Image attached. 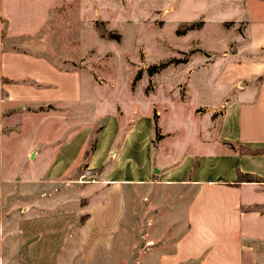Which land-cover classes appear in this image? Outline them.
Listing matches in <instances>:
<instances>
[{"label":"crops","instance_id":"crops-1","mask_svg":"<svg viewBox=\"0 0 264 264\" xmlns=\"http://www.w3.org/2000/svg\"><path fill=\"white\" fill-rule=\"evenodd\" d=\"M65 1L0 0V264H72L67 255L77 252V264H84V240H99L91 224L106 215L111 225L118 222L114 202L125 201L122 187L153 184L170 197L189 190L179 204L183 217L172 216L184 229L141 233L149 243L138 250L136 264H264V8L224 17L232 11L224 5L228 0H220L224 11L217 23L232 32L219 45L222 69L192 80L188 70L183 87H164L167 101L181 106L190 122L187 140L176 138L180 132L167 108L157 107L153 89L139 92L149 106L138 114L130 87L119 102L100 92L84 67L60 66L33 43H21L43 39ZM93 1L75 0L77 11L95 15ZM202 14L188 21L199 20L200 28ZM111 103L120 111L108 112ZM86 106L90 121H101L85 174L102 168L85 185L51 184L69 171L86 141L89 126L68 134L77 124L82 128ZM45 154L40 172L19 176L20 166ZM243 174L258 179L243 181ZM80 198H87L85 207ZM113 232L100 238L114 239ZM151 240L170 241L152 246Z\"/></svg>","mask_w":264,"mask_h":264},{"label":"rangeland","instance_id":"rangeland-1","mask_svg":"<svg viewBox=\"0 0 264 264\" xmlns=\"http://www.w3.org/2000/svg\"><path fill=\"white\" fill-rule=\"evenodd\" d=\"M219 1L95 0L93 2L97 12L92 15L77 11L75 0H66L58 10V14L53 15L48 26L44 27L43 39L38 36L34 39L22 40L21 43H33L36 50L45 51L60 66L80 65L84 67L91 72L94 81L99 83L100 92L105 93L110 98L117 99L119 102L124 99L125 91L130 87L132 97L137 103L138 114H147L149 106L148 100L140 99L139 92L153 89L154 94L151 97L157 103V107L165 106L167 108L175 123L173 128H177L180 132L176 138L188 140L190 122L183 114L181 106L167 101V96L163 95L162 92L165 86L172 85L171 89L183 87L188 70H190L189 73L193 71V75L190 77L192 80V76L197 74H206L210 77L217 76L222 69L221 63L224 62V59L218 56L219 45L226 38H230L232 32L221 28L220 24L217 23L218 17L223 15L221 11H224ZM228 1L224 5L231 7L230 11L232 12H226L224 17L235 14L242 15L244 11L253 13L255 10L264 8V1ZM84 8L89 9L90 7L83 5L82 9ZM88 9H86L87 12H89ZM200 13H203L202 19L204 20L200 28L197 27V29L189 32H187L189 29L182 33L176 32V29L181 28L180 23L200 18L198 16ZM91 26L95 28V30L93 29L95 34L90 33L88 28ZM98 26L117 33L119 38L116 40L102 36ZM191 53L194 54L186 62ZM70 54L71 56H69ZM170 57L185 58V61L169 62L156 71L149 72L148 66L150 64L158 63ZM212 59L214 60L210 63ZM199 89H204V87L201 86ZM198 97L199 95H193L190 98L197 100ZM192 99H189L191 103ZM203 100L202 98L199 99V101ZM83 109L84 115H88V117H86L82 128H80L82 124H77L72 129L69 128L68 134L73 130L78 131L89 126L88 136L69 171L60 177V181L51 182V184L55 183L56 186L71 181H79L78 183L85 185L102 168V166H96L92 173L85 174L88 152L96 138L101 120L90 121L91 108L86 106ZM107 110L108 112L111 110L120 111V108L115 106V103H111ZM167 117L168 115L165 122H168ZM153 135L155 139L157 133L155 132ZM45 156L46 154L44 157L38 158L32 165L20 166L19 176H28L32 172H40L46 160ZM24 160L26 161V159ZM44 185L47 184H42V186ZM152 186L148 188L145 185H135L131 190L127 189L126 186L122 187L125 201H120V204L114 202L115 211L113 208L117 214L116 220L118 222L111 225V217L104 214L105 217H100L99 220L91 224L93 231L97 229L99 240H95L93 243L88 237L87 240H84V264H124L126 260L129 262L128 264H136L139 258L138 250L148 247L147 244L149 243L140 236L141 233H154L161 230L176 233L184 229L182 221L178 224L180 218L172 220L174 218L172 216L183 217V212L179 210V204L186 203L190 194L189 190L179 189L180 191L174 192L173 196L170 197L168 193H164L166 191H163L161 186L160 188L154 187V184ZM40 187L37 186L36 189ZM124 189H126L125 192ZM161 195L165 196L161 202L156 201L157 197L159 198ZM78 202L79 205L85 207L87 198H80ZM106 203L107 201L99 206L102 212V209L108 206ZM95 204L98 206V202ZM93 207L96 208L94 205ZM86 216L84 213L78 217L80 221H85ZM209 226L211 231H219V227L216 228L217 224L212 223ZM111 230L116 235L114 239L102 240L100 238L105 235V232ZM169 241L151 240L150 243L153 242L152 246H155ZM77 254L67 255L72 264L79 263Z\"/></svg>","mask_w":264,"mask_h":264},{"label":"trees","instance_id":"trees-1","mask_svg":"<svg viewBox=\"0 0 264 264\" xmlns=\"http://www.w3.org/2000/svg\"><path fill=\"white\" fill-rule=\"evenodd\" d=\"M97 24H99V23L97 22ZM200 24H201V22L199 20L185 21V22H182L179 24L181 26V28L176 29V32L182 33L187 29L197 28L200 26ZM97 28H98V30L102 36H106L108 38H114L116 40L119 38V35L117 33H113L109 30H106L102 26H100V27L98 26ZM181 61L182 62L185 61V58L170 57V58L163 60V61H160L158 63L150 64L148 66V70H149V72L156 71L158 68L165 66L169 62L176 63V62H181ZM262 75L264 76V71H263ZM247 152L256 153L257 151L256 150H247ZM241 177H242L243 181H257V179H258L257 177L251 176L248 174H243V175H241Z\"/></svg>","mask_w":264,"mask_h":264}]
</instances>
